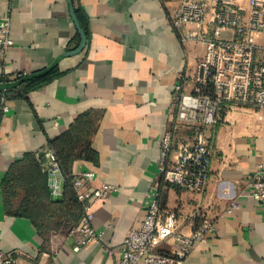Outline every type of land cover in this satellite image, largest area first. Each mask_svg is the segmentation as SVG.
<instances>
[{
  "label": "crops",
  "instance_id": "1",
  "mask_svg": "<svg viewBox=\"0 0 264 264\" xmlns=\"http://www.w3.org/2000/svg\"><path fill=\"white\" fill-rule=\"evenodd\" d=\"M175 1L73 0L85 22V48L62 58L57 66L63 73L38 88L0 90V251L17 264H118L125 236L144 216L155 184L164 208L184 212L193 202L216 221V231L183 264H264V210L247 184L264 162V122L227 110L215 129H207L215 155L203 196L164 183L158 172L173 86L204 54L202 44H184L170 26L166 3ZM0 16L11 18L14 40L0 66V84L37 73L80 45L68 0H0ZM87 112L97 118L92 147L99 161H77L74 172L93 170V188L107 183L116 190L93 208L99 243L74 252L81 235H43L28 218L9 214L2 183L26 155L46 157L49 140ZM184 133L191 131L181 128Z\"/></svg>",
  "mask_w": 264,
  "mask_h": 264
},
{
  "label": "built area",
  "instance_id": "2",
  "mask_svg": "<svg viewBox=\"0 0 264 264\" xmlns=\"http://www.w3.org/2000/svg\"><path fill=\"white\" fill-rule=\"evenodd\" d=\"M166 10L180 40L202 44L204 54L193 69L179 74L173 86L158 172L164 183L203 196L215 155L214 136L207 129H215L227 110L251 113L264 122V0H178L166 3ZM13 45L11 18L0 16V66ZM1 100L2 110L8 112L5 97ZM181 128L191 133L180 136ZM44 155L41 165L54 182L53 193L64 175L55 150L49 147ZM95 175L84 170L71 178L82 208L81 222L70 232L81 235L74 252L99 243L102 231L92 225L93 208L116 190L107 183L93 188ZM247 184L248 195L264 210V162L249 174ZM159 189L155 184L144 216L128 230L118 264H183L216 231V221L205 207L190 202L192 208L184 212L164 208ZM166 243L169 248L163 247ZM0 264H17V260L0 251Z\"/></svg>",
  "mask_w": 264,
  "mask_h": 264
},
{
  "label": "trees",
  "instance_id": "3",
  "mask_svg": "<svg viewBox=\"0 0 264 264\" xmlns=\"http://www.w3.org/2000/svg\"><path fill=\"white\" fill-rule=\"evenodd\" d=\"M80 18L78 20L83 27L85 22ZM79 41L80 37L78 36ZM45 69L32 74L42 73ZM62 73L56 66L42 75L25 80L19 85H23L26 89L38 88ZM27 75L19 77L18 80ZM22 94L19 93L18 95ZM97 129V118L87 112L78 117L69 130L48 142L49 146L55 150L64 175V202L56 203L50 199L52 189L48 184L49 176L41 165L45 157L28 154L23 161L17 162L7 172L3 180L2 187L7 212L17 217L28 218L43 235L54 230H60L66 234L70 233L82 217L81 204L77 200L71 185V178L74 173L73 166L77 161L92 163L99 161V154L92 147V139ZM160 189L159 192H161Z\"/></svg>",
  "mask_w": 264,
  "mask_h": 264
},
{
  "label": "water",
  "instance_id": "4",
  "mask_svg": "<svg viewBox=\"0 0 264 264\" xmlns=\"http://www.w3.org/2000/svg\"><path fill=\"white\" fill-rule=\"evenodd\" d=\"M68 2H69L70 10H71L72 19L74 21V24H75V26H76L79 34H80V38H81V42H80L79 47L74 49V50H71V51L64 52V53L60 54L54 60V62L48 68H46L45 71L42 72V73H39V74H28L27 76H25L24 78H22V79H20L18 81L9 82V83H5V84H0V90L4 89L5 87L17 86V85L21 84L22 82H24L25 80H27V79H29L31 77L42 75V74L50 71L54 67H56L57 64L60 62V60L62 58L67 57V56H71V55H74V54H78L85 48V46L87 44L86 32L82 28V26H81V24H80V22H79V20H78V18L76 16V13H75V10H74V7H73V0H68ZM53 184H54V182L50 179L49 180V185L52 186ZM64 191H65V180L62 177L59 187L56 188L55 192L51 193V197H50L51 201L56 202V203H62L64 201V198H65Z\"/></svg>",
  "mask_w": 264,
  "mask_h": 264
}]
</instances>
